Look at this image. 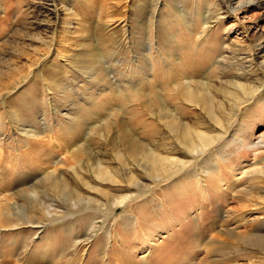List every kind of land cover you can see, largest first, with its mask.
Masks as SVG:
<instances>
[{
	"label": "rangeland",
	"instance_id": "rangeland-1",
	"mask_svg": "<svg viewBox=\"0 0 264 264\" xmlns=\"http://www.w3.org/2000/svg\"><path fill=\"white\" fill-rule=\"evenodd\" d=\"M157 2L0 0V159L6 164L0 166V186L14 192L18 185L30 182L36 194L29 196L21 190L13 195V200L22 204L20 208L0 210V264H86L89 260L101 264L98 250L109 245L115 249L130 246V255L140 262L137 264H264V213L256 214L260 219L249 233L244 232L247 229L240 220L247 212L227 213L229 218L222 222L227 228H238L240 234L232 231L231 235H224L226 238L213 239L220 228V213L209 210L202 213V218L189 214L193 218L180 226L179 221L186 216L182 208L187 203L180 196L174 201L182 202L173 203L176 194L167 199L170 202L164 200L165 205L158 207L152 218L128 226L126 217L133 221L135 210L124 211V205H117L113 216H107L112 203H107L101 192L94 193L101 196L99 202L87 208L83 202L69 206L63 195L51 189L50 183L59 181L57 174H65V179L81 194L88 195L91 190L76 185L73 176L77 171L84 180L92 178L93 174L86 171L90 169L85 154L88 149L92 150L88 155H92L91 160L104 156V160L119 165L110 149L121 146L130 133L149 146L154 143L153 138L160 140L154 146H161L162 140L167 142L160 134V129H166L165 118L153 115L151 110H156L160 101L176 111L177 105L164 102L168 99L162 96L166 91L160 84L163 78L171 81L191 66L198 69L190 76L198 80L208 77L218 88L231 89L237 80L256 89L249 101L233 113L223 130L224 138L202 155L207 157L204 165L211 167L222 160L220 156L235 154L239 139L252 141L264 133V0L244 3L238 11L234 10L238 0L233 5L222 0ZM206 17L211 23L207 29L203 28ZM251 56H256L254 62ZM215 59H221V64H216ZM131 86L137 88L138 97ZM174 86L170 92L175 93ZM142 91L149 93L143 96L151 104L148 113L141 102ZM201 118L204 120L205 116ZM208 118L204 120L207 128L221 130ZM147 129L160 133L148 138ZM166 136L170 142L172 133L168 131ZM263 158L264 154L258 160ZM233 163L236 165L237 161ZM50 168L51 173L41 176ZM36 176L39 177L35 179ZM137 185H132L130 192L117 186L110 194L122 192L135 198L146 190ZM188 186L191 187L188 184L180 190L187 192ZM158 194L155 189L150 197L161 199ZM247 197L259 200V193L257 197L256 193H246L241 202H247ZM49 202L61 203L57 207L61 211L47 209ZM94 219L90 232L93 237L89 235L92 245L82 242L73 251L74 257L72 240H84L86 228ZM39 234L41 239L37 240ZM28 242L32 243L27 246ZM62 249L69 255L62 256ZM15 252L21 253L20 259ZM146 257L148 263L144 261Z\"/></svg>",
	"mask_w": 264,
	"mask_h": 264
},
{
	"label": "bare ground",
	"instance_id": "bare-ground-1",
	"mask_svg": "<svg viewBox=\"0 0 264 264\" xmlns=\"http://www.w3.org/2000/svg\"><path fill=\"white\" fill-rule=\"evenodd\" d=\"M157 1H158L157 2V5H158L159 0ZM222 1L227 2L230 5H233V2L235 0H222ZM253 1L254 0H248V1L238 0L237 6L234 8V10L238 11L244 6V3H251ZM207 17L203 21V28L205 29L209 28L208 26L210 23ZM126 24L127 23H125V25ZM225 46H226V49H228L229 45L227 43ZM223 55L224 54H221L220 56L223 58ZM221 57H218V58H221ZM99 58L101 62L104 61V56L102 54L99 56ZM250 58L253 62L256 60V56H251ZM219 63L221 64V59L216 60V64H219ZM197 69L198 67L191 66L187 70L182 71L179 75H177L171 81L169 80L170 78L162 79L161 81L162 83L160 84V86L164 89V91H166L165 93L166 96L163 95L164 93L162 94V96H164V98L168 100H164L163 98L161 99H163L164 102L165 101L167 102L170 101V103L173 102L175 107L177 105L176 111L172 112V109H170L166 103L164 105L163 102H160V101H158L160 104L156 106L157 108L155 107L156 110L154 108H153L154 110H151L150 101L148 99H143L145 97V94L148 92L144 93V91H142L141 102H143L142 104H144L145 110L147 111V113L149 112V110H151L153 115L158 116L163 119L165 118L164 120L165 125L163 126L164 128H166L163 130L160 129L161 133L160 131H155L154 129H147V131L145 130L146 136L148 138L154 137V136L156 137V134L160 133L161 137H163V138L161 137L160 138L161 139L167 138V142H163L162 140L161 146L160 145L154 146V144L155 143L157 144L160 140L158 139L159 140L158 141L156 139L158 141L157 142L156 140H153L154 139L153 138L152 139V141L154 142L152 144L153 146L151 144H150L151 146H149L148 144L143 142L139 136L137 137L130 133L131 136L129 134L126 135L125 137L127 139L124 140V143L121 146L117 147L116 149L115 148L110 149L115 152L117 158L119 159L120 161L119 165H115L111 161L104 160L105 159L104 156L101 158L96 155L97 157L95 156L96 158H94V160H91L92 155L90 156V158H88V155H89V152L92 150L88 149L85 154H87V160H88L87 162H89L90 169H87L86 171L93 174V176L92 175L89 176V177L92 176V178H90L89 180H84L83 178H81V176L78 175L77 171H74L73 173L74 179L76 180L75 181L76 185L78 184L81 187L87 188V190L88 189L91 190L89 193L87 191L88 195L81 194L80 192L81 190L79 191L75 186H73L72 183H70V181L65 179V174H63L64 176H61L62 174L61 175L57 174V176L59 177L58 178L59 181L56 180V182H51L50 183L51 189L56 194L63 195L64 196L63 200L68 201V203L70 204L69 206L72 205L73 207H76L82 204L83 202L85 203L84 206H86L87 208H90V206H93L92 203L99 202V200L97 199L101 196L94 195V193L97 191L98 193L101 192L102 195L103 194L106 195V198H107L106 202L112 203V206L109 209L107 208L109 212V213L107 212L109 214L107 216H110V214H112L111 216H113L114 209L117 205H124V211L131 212L132 208L133 210H135L136 215H133V217H131L133 221H130L128 219L129 217L128 218L126 217V214H125L126 212H124L125 217H126V222H127L126 224H128V226L134 224L135 221L144 223V221H147L148 219H150V217L152 218L151 214L156 212L157 211L156 209H158V207L163 208L166 201H168L167 199L170 198L172 194H176V197L173 196V200H172L173 203H176L178 201L182 202L180 200H183V203H187L186 208L185 207L182 208L186 216H184L179 221L180 226L181 225L184 226L187 223L185 220H189L193 218L189 214H194L193 215L194 217L196 216L198 217L200 215V217L202 218L203 216L201 215L203 212H207L209 210L210 212L212 211L219 212L221 216L219 218L220 222L218 223L220 225L218 226L220 228L217 229V231L215 230L216 234H214L213 239H220L221 238L220 236L225 237L224 235H227V234L231 235L232 231L233 232L236 231V233L238 232V228H234V227H233L234 229L227 228L228 225L222 222L224 221V218L225 217L227 218L228 215L231 213L240 214L241 212H244V213L247 212L246 213L247 216H241L240 220L242 221L243 226H245L247 229V230H244V232L249 233L248 230L253 229L256 222L260 219V216L256 214L260 212L264 213V195H263L264 194V158L262 160H258V157L264 154V133L260 134L252 141L239 139L240 145H237V151H235V154H233L234 152L233 153L231 152L230 154L228 153L226 157L219 155L220 157H222V160L224 162L222 160L220 161L219 159V161L216 162L215 164H212L211 167L206 166L207 164L204 165V163L206 162L205 161L206 156L203 158L202 155L206 154L210 148L218 144V142H220V140L224 138L223 132L225 131L226 126L228 125L230 119L232 118L233 113L236 114V111H239L240 108L243 107L244 103L246 101H249V97L252 94H254L256 89L254 87L249 86L248 84H245L244 82L237 81V80L236 81L234 80V82L232 83L233 86L231 85L233 88L231 89L218 88L217 84L214 82L212 83L208 77L206 78L205 76H203L205 77L203 78L200 76L201 78L198 80L197 78L192 77V75L191 76L189 75V73L193 74V72L196 71ZM188 71H191V72H188ZM108 80H110V78ZM217 83H219L218 85L223 84L221 82H217ZM172 84H174L175 86ZM171 86H174L173 88H175V93L170 92V90L172 89ZM131 88L133 87L131 86ZM132 90L135 94V97H138L136 96L138 95L137 88L134 87ZM154 90H155V87H154ZM169 92L171 94H169ZM120 95L121 93H118L117 98H120L121 97ZM158 97L160 96L158 95ZM202 115L205 116L204 120H207L206 117L209 116V118L214 122V125H216L217 127L218 126L221 127V130L216 131L215 127L213 128L214 130L207 128L206 127L207 122L204 121L203 118H201ZM201 120L204 122H201ZM168 131L172 133V136H171L172 140L170 142H168L169 141L168 139H170V137L166 136V133ZM37 135H40V133ZM30 136H33V133L30 134ZM146 138L145 140H147ZM150 141L151 140L148 139V143ZM0 145H1V138H0ZM217 154H219V152ZM214 157H216V155ZM248 157H251L252 159L247 160ZM58 160L55 161L54 163L55 164L58 163ZM212 160H213V156H212ZM236 161H237V164L234 165L235 163L233 162H236ZM4 164L5 162L1 158L0 166L1 165L4 166ZM226 169H229V171L227 172ZM52 171L53 170L51 168L50 170L48 169V170H45L44 172L42 171L43 173H41V176L49 174ZM39 176H36L35 179L38 178ZM32 182H35V181L32 180ZM28 183L30 182H26V183L18 185L16 187L18 189H16V191L14 192L12 191L10 192L9 189H8L9 191L7 189L2 190V187L0 186V210L2 209L3 211H8L10 209L14 210L16 208H20L22 204L13 200V199H16V198H13L14 197L13 195L14 194L16 195V193L21 192V190H26L25 192L29 194V196H36L35 191L33 190V186H32L33 183H30L29 185ZM25 184H27L28 187H26ZM134 184H136L137 187H138L137 184H139L140 186L145 187L146 190L141 192L142 194L139 196H136L135 198H133L131 194L122 193V192L119 195L110 194L111 191L114 189V187H117V186L120 189L125 188L124 189L125 191L128 190V192H130L131 190L130 187H132V185ZM188 184L191 187L189 188L188 186L186 188L188 189L187 192L185 190H180V187L182 189V187ZM155 189L162 196L161 199L163 200H161L160 197H157V196L156 197L153 196V198L150 197V195L152 196L154 194ZM83 190H86V189H83ZM7 192L10 193L9 194L10 196L8 195ZM246 193H248L249 196L251 194L256 193V197H257V194L259 193V200L254 199V198L249 199L247 197V202H241L240 198L244 199V195ZM140 196L141 198H139ZM177 196L178 197L180 196L179 198L180 200L178 199V201L175 202L174 200L178 198ZM154 197L157 199L156 202H154L155 200ZM164 200H166L165 203H164ZM132 201H135L136 203L134 205H131L128 203V202L132 203ZM60 204L61 203L52 204V202H49L47 209L53 210V212L58 213L61 211V210L58 211V208H57L59 207ZM28 205H25V207ZM180 206L182 207L183 205L180 204ZM95 219L94 221H91L89 225L87 226L86 228L87 232L85 234L86 236L84 240H79V238L72 240V244L70 245L72 247V252H71L72 255L74 254L73 251H75L76 247L79 246L82 242H84L83 245H88V246L89 244L90 246L92 245V238L90 237L92 235L90 234V232L91 230H93L95 226ZM106 219L103 220L105 224L107 223ZM226 220L224 222H226ZM108 221H109V218H108ZM16 225H18V223L10 225L9 229L12 227H15ZM243 226L240 225V227H243ZM241 231L243 232V230ZM0 232H3V229L1 227H0ZM238 234H240V231L238 232ZM238 234L236 235V237L238 236ZM233 235L234 234L232 233V236ZM238 237L240 238L241 236H238ZM36 239L37 240L41 239L40 234L36 237ZM27 241H30V239L29 240L27 239ZM32 242H28L27 246L28 244ZM107 242L108 244H111L110 240ZM52 248L54 250V246ZM118 249H115L114 247L109 245L105 249L98 250L99 259H100V262H102L101 264H109V261L111 260H119L120 261L119 264L140 263L135 257L133 258L130 255L129 253L130 246H128L127 248L122 247V249H119V250ZM85 251H87V249ZM56 252L57 251H55V253ZM18 253L19 252L17 253L15 252V254L18 255L20 259L21 253L19 254ZM60 253L62 256H65V253L66 255H69L70 252L67 253L65 249L64 250L62 249ZM144 261L148 263L147 257ZM97 263L98 262L97 261L94 262V260L93 261L89 260L86 262V264H97ZM3 264H5V262Z\"/></svg>",
	"mask_w": 264,
	"mask_h": 264
}]
</instances>
